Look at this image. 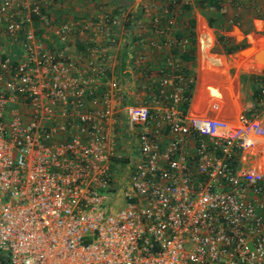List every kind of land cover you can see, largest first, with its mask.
Here are the masks:
<instances>
[{"label": "built area", "instance_id": "built-area-1", "mask_svg": "<svg viewBox=\"0 0 264 264\" xmlns=\"http://www.w3.org/2000/svg\"><path fill=\"white\" fill-rule=\"evenodd\" d=\"M52 3L0 0V264H264V160L235 163L264 152V122L185 113L191 38L171 35L154 1L142 9L175 51L128 102L113 54L87 33L120 17L56 22ZM120 110L134 132L125 176L110 163Z\"/></svg>", "mask_w": 264, "mask_h": 264}, {"label": "crops", "instance_id": "crops-1", "mask_svg": "<svg viewBox=\"0 0 264 264\" xmlns=\"http://www.w3.org/2000/svg\"><path fill=\"white\" fill-rule=\"evenodd\" d=\"M147 1L151 0H53L47 11L56 22L65 18L95 21L102 11L120 17L118 22L106 24L101 31L92 27L87 33L96 35L113 54L112 74L119 79L120 93L127 102L134 93L142 96L144 90H148L151 79L159 75V67L169 70L167 58L175 51L172 42L163 45L164 37L151 30L150 13L142 9V3ZM152 1L162 20L171 25V35L191 38V44L180 55L193 75L185 113L235 120L243 112L254 114L264 122V92L261 91L264 66L255 65L247 55L237 54L249 45L247 35L256 33L260 19L256 14L260 13L263 0ZM219 2L224 4L223 9L218 7ZM33 24L36 35L42 40L54 39L41 22L34 20ZM137 29L142 31L141 38L135 36ZM221 34L228 35L233 42L244 39L246 45L225 52L224 44L217 38ZM253 50L256 51L253 47L244 49L245 52ZM137 53L142 54L140 59H136ZM188 54L191 55L184 57ZM261 54L260 60H263L264 47ZM118 115H121L118 129L123 134L121 129L129 126L124 120L127 113L120 110ZM130 132L133 139L134 132ZM263 160L264 152L243 150L235 163L237 167H252Z\"/></svg>", "mask_w": 264, "mask_h": 264}, {"label": "rangeland", "instance_id": "rangeland-1", "mask_svg": "<svg viewBox=\"0 0 264 264\" xmlns=\"http://www.w3.org/2000/svg\"><path fill=\"white\" fill-rule=\"evenodd\" d=\"M262 19H264V15L262 17ZM256 36V38H255ZM259 31H258V27H256V33H254V35L252 33H250L249 35H247V38L249 39L247 42L249 45H252L253 49L257 50L260 47H264V37L263 39H261V41L259 43H256V41L258 40L259 37ZM240 37V34H239ZM255 39V40H253ZM253 41H255V43H253ZM254 51V50H253ZM252 51H248L245 52L244 49H240L237 54L238 55H247L251 58V60L253 61V63L255 65L258 64L259 67H263L264 66V59L260 60L259 58H252ZM262 54H260V58H261ZM255 62H254V60ZM124 126V125H123ZM122 132H124L125 130L121 129ZM122 138L121 140H119V143H121V141L123 142L122 145L119 144V149L116 150L115 153V157H113L110 161L111 165L116 169L117 171V175H121V176H125V168H124V157H128L130 154L133 153V141H132V136L130 135H124V133L122 134ZM126 146H129L127 149L125 148ZM115 198V197H114ZM113 198V199H114ZM119 200L115 198V201Z\"/></svg>", "mask_w": 264, "mask_h": 264}, {"label": "trees", "instance_id": "trees-1", "mask_svg": "<svg viewBox=\"0 0 264 264\" xmlns=\"http://www.w3.org/2000/svg\"><path fill=\"white\" fill-rule=\"evenodd\" d=\"M263 15H264V0L262 2V6L260 8V13H257L256 17L262 18ZM217 38L224 44V51L225 52H230V51L236 50L238 48L244 47L246 45V42L244 39L233 42L232 40L231 41L229 40L228 35L221 34V35H218ZM190 55L189 54H188V56L184 55V57H189ZM120 64H121V66H123L122 63H120ZM186 104H187L186 101H184L181 104V107L183 110H185Z\"/></svg>", "mask_w": 264, "mask_h": 264}, {"label": "water", "instance_id": "water-1", "mask_svg": "<svg viewBox=\"0 0 264 264\" xmlns=\"http://www.w3.org/2000/svg\"><path fill=\"white\" fill-rule=\"evenodd\" d=\"M257 25H258V31H259V37L258 40L256 41V43H259L261 41V39H263L264 37V19L260 18L257 20ZM252 48V45H247L246 47H244L243 49H250ZM263 49V47L258 48L256 51H254L252 53L253 58H260V54H261V50Z\"/></svg>", "mask_w": 264, "mask_h": 264}, {"label": "bare ground", "instance_id": "bare-ground-1", "mask_svg": "<svg viewBox=\"0 0 264 264\" xmlns=\"http://www.w3.org/2000/svg\"><path fill=\"white\" fill-rule=\"evenodd\" d=\"M263 49L261 50V53H262Z\"/></svg>", "mask_w": 264, "mask_h": 264}]
</instances>
